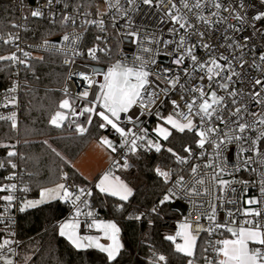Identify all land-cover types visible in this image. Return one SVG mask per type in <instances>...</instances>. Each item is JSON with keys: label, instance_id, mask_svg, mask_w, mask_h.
<instances>
[{"label": "snow or ice", "instance_id": "obj_1", "mask_svg": "<svg viewBox=\"0 0 264 264\" xmlns=\"http://www.w3.org/2000/svg\"><path fill=\"white\" fill-rule=\"evenodd\" d=\"M106 2L109 9L122 10L120 0H114V2L106 0ZM135 3L136 0H128L129 5ZM142 3L149 7L170 5L165 15L174 27L169 31L178 35L179 39L168 40L163 43L173 45V63L178 67L184 65L186 61H191L190 68L182 69L184 82H181V75L173 73L170 68L158 69L157 72H153L151 66L157 61L142 55H136L132 61L117 59L106 69L92 67L90 71H71L69 79L79 81L77 87H81L82 90L72 96L69 90L65 88L63 90L65 98L59 102L57 110L49 119V123L56 128L63 127L65 121H69L75 125V131L83 135L88 132V127L79 123V118L86 117V125L91 126L93 118L96 117L99 118L98 127L100 129L110 128L118 135L119 143L106 136L99 140V146L102 148L107 149L110 153L123 150V155L120 160L109 157L111 164L98 177L94 188L101 195L117 197L123 202H127L133 195V189L115 174V170L129 168V155L134 156L140 151L151 152L153 150L160 153L163 150L170 153L178 164H188L189 158L193 154L191 147L184 148V152L187 153L185 157L178 155L170 147L164 148L161 143V141H167L171 136L170 129H177L180 132L185 130L193 132L198 137L197 147L204 149L206 144H212L216 149L217 157L220 156L223 147L227 144L232 141H242L248 145V148H241V152L248 150L253 152L256 157L264 158V152L260 149V143L264 140V52H261L258 58H253V66L259 69L261 77L251 80V88L248 92L250 100L254 105L261 106V111H250L246 104L240 105L239 98L243 94L232 85L235 83L234 77L240 76V73L235 70L234 62L239 61V67L243 68L246 63L243 59V50L248 47V40L251 37H241L243 43H239L230 36L225 37L227 41L224 46L225 50L239 49V56L233 53L224 55L219 52V48L215 50L217 55H212V45L203 42L205 32L200 31L197 23H193L189 19L188 13L195 16L198 24L207 27L226 21L228 17L223 16L222 12L229 13L233 19L241 24L246 22L245 15H242L235 8L225 7L222 0H178V2L177 0H156L155 4L153 0H142ZM261 3L264 4V0H261ZM52 4L53 0H47L49 7ZM239 7L243 8L244 4L240 3ZM205 10H209L208 15L203 14ZM44 15L45 11L42 7H36L31 11L32 17L39 18ZM124 15L127 13L125 12ZM256 21H264V11L252 16L251 21L248 22L254 32L259 31L256 28ZM69 22L73 25L76 24V20L72 16L65 15L62 17L61 23L67 24ZM85 23L95 25L102 32L106 31L103 19L85 20ZM13 27L17 26L13 25ZM228 27L237 33L242 31V28L236 25L229 24ZM180 30H183V34H180ZM125 35L133 38L132 42L141 44L143 53H153V48L142 46L138 32L130 31ZM192 35H199L200 46L209 53L207 59L196 54V44L189 45L187 43ZM260 35H264V32H260ZM15 39L18 37L4 40V43H10ZM81 39L82 37L76 34L62 36L65 47L56 50L63 51L68 56L65 59L66 64L74 65L75 57L78 56L86 55L91 60H99L98 53L107 55L111 52L107 42L103 41L99 35L96 40L103 42L104 46L95 44L86 52H82L79 47ZM146 42L151 45L156 41L150 38ZM43 47L49 48L47 40L44 41ZM51 48L55 49L56 46L52 45ZM29 55L28 52H23L25 58H28ZM5 60L11 61L13 64L19 63L24 64L25 67H30L27 59H20L15 53L9 56H0V61ZM17 87L18 85H14L9 89V92L15 93ZM177 89L181 93L179 99H170L169 93ZM6 99L7 103L0 106L8 107L16 104L15 96ZM165 100H168L172 106V111L167 115L160 111ZM226 110L228 112L227 118L224 116ZM146 115L155 116L158 121L151 132L143 126L142 118ZM246 115L253 117V119L251 121L245 119ZM5 119L11 121L13 129L17 128L15 112L8 116L0 115V120ZM217 121L225 127L231 125L229 127L231 135L229 132H223L217 125ZM250 131L257 132L254 139L245 135ZM11 147L14 148L15 146L12 145ZM201 154L203 155V153ZM17 155L18 153L14 150L8 151L7 159L0 161V169L9 167L15 170L17 164L12 158ZM57 155L60 154L57 153ZM249 162L255 161L252 157L243 161L245 166ZM204 167L213 168L214 165L208 163ZM155 172L166 183L172 175L170 170H163L160 167H157ZM224 172L223 167H216L210 177L220 193L215 197L216 202H210L209 207L204 212L197 214L195 221L185 217L178 224L175 234L167 235L165 239L174 245L177 253L189 258L187 264H195L197 240L201 232H207L210 237L206 241L203 252L208 253L210 251L213 254L211 257L204 256L206 264H264V174H262L260 182V197L244 200L243 205H247V207H243L239 200L224 199L223 193L231 183L219 178ZM191 173L195 178V184L186 186L183 176H180L176 180L175 186L168 189L159 204L164 205L170 202L177 195V187L190 195L207 194L208 189L206 187L202 191L196 187V185L203 186L206 183L203 175L199 173V165H193ZM17 175L15 171H12L5 177V180L15 181ZM59 181L53 187H42L39 200H24L19 211L23 212L27 208L52 200H59L71 205L72 213L69 218L58 224L59 235L65 237L78 250L96 248L106 253L110 262L116 260L123 248L119 239L121 230L115 221L99 218L93 209L91 204V198L94 195L93 187L76 184L70 178L69 173L63 171L59 175ZM18 191L26 193L29 189L26 186L19 188L15 182L0 183V201L3 202L0 205L3 208V211H0V223L5 222V213L16 204ZM231 191L235 192L236 189L232 188ZM225 203L237 206L232 209H225L226 218L223 222H219L217 219L218 209L223 208ZM123 207V203L117 205L118 210H123ZM151 211L155 213L157 208L154 207ZM241 217L242 219H240ZM135 219L139 220L141 216H136ZM201 219L207 220V227L200 223ZM9 235L14 234L10 233ZM214 235H219L221 238L211 239ZM178 240L180 242H177ZM102 241H106V243ZM14 243L18 242L8 238L0 240V264H15V260L12 258L16 254L12 247ZM149 264H167V257L153 252V258Z\"/></svg>", "mask_w": 264, "mask_h": 264}, {"label": "built area", "instance_id": "obj_2", "mask_svg": "<svg viewBox=\"0 0 264 264\" xmlns=\"http://www.w3.org/2000/svg\"><path fill=\"white\" fill-rule=\"evenodd\" d=\"M102 1L107 9L105 11L93 12L87 9L70 8L66 4V0H53V4L51 7L47 5V0H0V2L11 3L18 10V18L14 22V25H16L17 27H14V29L8 33L0 32V43H4V40H9L12 37H18V39L10 42L13 45L12 53H15L20 59H27L28 63L33 60V58L41 57L44 54H55L61 56L63 58L64 65L68 67V72L65 76L64 83L61 87H59V90L63 93L62 99L65 98L63 91L65 88L69 90V93L72 96H75L79 91L82 90L81 87H77L79 81L69 79V73L71 71H90L94 65H101L106 69L117 59L132 61L136 55L154 58L157 62L151 66L153 72H157L158 69L170 68L172 69L173 73L180 74L181 82H184L185 78L183 77L182 69L185 67L190 68L191 61H186L184 65L178 67L173 63V45H165L163 43L164 41L179 39L178 35L169 31V29L174 27L172 22L168 20L165 15L167 8L170 7V5L165 4L160 7H149L147 5H144L142 3V0H136V3L134 5H129L128 0H120L122 10L117 11L116 8L109 9L106 0ZM110 2H114V0H110ZM153 2L155 4L156 0H153ZM222 2L225 7L235 8L237 11L241 12L242 15H245L246 22L244 24H241L239 21L233 19L227 12H222L221 14L225 17H228V19L226 21L217 23L212 27L198 24L195 16L192 13H188L189 19L193 23H197L198 29L200 31L205 32L203 42L212 45V55H217V52L215 50L219 48V52L223 53L224 55L233 53L239 56V49H228L227 51L225 50L224 46L227 44L225 37L230 36L233 39L237 40L239 43L244 42L241 37H251V39L248 40V47L243 50V59L246 61L243 68L239 67V61L234 62L235 70L240 73V76L234 77L235 83L232 85V87L243 94L242 97L239 98L240 105L246 104L250 111L259 112L261 111V106L254 105V103L248 96V92L251 88V80L257 77H261V72L259 71V69L253 66L252 61L254 57L258 58L259 54L261 52H264V35H260V32H264V21L255 22L256 28L259 30L258 32H254L253 28L249 25L248 22L251 21L252 16L260 11H264V4L261 3V0H222ZM240 3L244 4L243 8L239 7ZM36 7H42L44 9L45 15L43 17L36 18L31 16V11ZM125 12L127 13V15H124ZM203 14L208 15L209 10H205ZM65 15L72 16L76 20V24L73 25L71 24V22L67 24L61 23L68 27L64 32L57 33L44 39H30L27 37V33L30 31V19L61 22L62 17ZM93 19H103L106 31L102 32L95 25H89L85 23V20ZM229 24L241 27L242 31L239 33L234 32L228 27ZM89 28H95L97 30V33L92 37V42H88L87 30ZM130 31L138 32L140 34L142 46L153 48V53H143L141 51V44L132 42L133 38L125 35ZM65 34H76L82 37L79 42L80 51L82 52H86L88 48L93 47L95 44H100V46L103 47V42L96 40V37L99 35L103 38V41L107 42L109 48L111 49V52L107 55L104 53H98L99 60H91L85 55L82 57H75L74 65L66 64L65 59L68 58V56H66L63 51L56 50L63 49L65 47V42L62 41V36ZM180 34H183V30H180ZM150 38L156 42L149 45L146 41ZM45 40L49 42V48L43 47ZM187 43L189 45L196 44V54L198 56L204 57L205 59L208 58L209 53L200 46L199 35H192ZM52 45H55L56 48H51ZM18 49L22 51H19ZM23 52H28L30 54L29 57L25 58L23 56ZM112 57H114V59L109 60ZM12 65L14 68V78L12 83L7 88L0 90V105L7 103L6 98H10L12 96H15L16 104L14 106L9 105L8 107L0 106V115L8 116L12 112L16 113L17 137L11 143L0 142V151L2 149H7V152L10 150L16 151L18 155L16 157H13L12 159L17 164V168L15 170L9 167L0 169V183L15 182L18 184L19 188H23L26 186L29 189L28 185L25 182V171L21 164V140L19 134L22 110L21 96L23 90L26 87H29L30 83L25 72L27 67H25L24 64L19 63H12ZM77 65H79V68H77ZM189 83H192V81H189ZM14 85H18L16 92H9V89H11ZM180 94L181 93L178 89L173 90L169 93V97L170 99H179ZM229 107L231 108V105H229ZM160 111L164 115H167L172 111V106L168 100L164 101L163 105L160 108ZM224 116L225 118H227V110L224 112ZM70 119L72 118L70 117ZM142 119L143 126L148 128L150 132L153 128L156 127V124L158 123L155 116L146 115ZM245 119L251 121L253 117L246 115ZM78 122L81 124H85V126H88L86 125V117H80ZM216 123L223 130V132H229V127H231V125H229V127H225V125L220 124L219 121H217ZM64 125L69 129L75 131V125L69 123V121H65ZM129 127H131V125H129ZM107 130L109 135L115 140V142L119 143L118 135L115 134L114 131L110 128ZM170 130L172 132L174 129ZM229 135H231L230 132ZM245 135L254 139L257 135V132L250 131ZM163 142L164 141H161L162 144ZM12 145H14L15 147L12 148ZM188 147H191L193 153L191 158H189L188 164H178L175 158H173V163L168 167L163 168V170H170L172 172V175L166 184V189L163 196L169 188H173L175 186V182L180 176H183L186 186L195 184V178L191 173V167L193 165H199V173L203 175L206 181L205 185L203 186L196 185L197 189L202 191L203 188L206 187L208 189V193L199 196L190 195L185 190H181L177 187V195L172 198V201L181 204L184 208V212L183 216L176 220V222H181L185 217H189L190 219L195 221L197 218V214L200 212H204L209 207L210 202H216L215 197L220 193L210 179L211 174L216 167H223L225 169V172L219 178L231 182L229 187L226 188L223 193L225 200H239L241 206L247 207V205H243L244 200H247L251 197H260V182L262 179V174H264V158L256 157L253 152L248 150L241 152V148H248V145L246 143L242 141H232L231 143L223 147V150L219 157H217L216 149L212 144H206L204 149H200L199 147H197V144ZM260 149L262 152H264V140H262L260 143ZM151 152L140 151L138 154H147ZM201 153H203V155ZM177 154L180 156H187V153L185 152ZM122 155L123 150L118 151L117 153H115L112 159L120 160ZM134 156L129 155L128 157V162L130 165L129 168H127L126 170H119L123 172L129 170L133 166L132 158ZM248 157H252L255 162H249L247 166H245L243 161ZM208 163H213L214 167L205 168L204 166ZM110 164L111 161L108 163L105 171L109 168ZM12 171H15L18 174L16 180H5V177H7ZM63 172L67 171L63 170ZM73 181L75 182V180ZM75 183L78 184L77 182ZM94 185V183H90V185H88L87 187L94 188ZM232 188L236 189V191L232 192ZM29 192L30 191L26 193L21 191L17 192L18 200L16 204L10 209V211L5 213V222L0 223V240H2L3 238H8L18 242L12 245L16 253L15 256L12 257L15 260V264H19L20 247L23 242L19 237L20 218L21 215L28 209L27 208L25 211L21 212L19 211V208L24 200L30 199ZM2 204L3 202L0 201V205ZM91 204L93 209L97 212L99 218L109 220L108 216L96 204L94 197L91 198ZM201 205L203 206L201 207ZM236 206L237 205L225 203L223 208L218 209V221L223 222L225 220V209H232ZM0 211H3L2 207H0ZM71 213L72 207L71 205H69L67 213H65V215L56 222L57 228L58 224L69 218ZM240 219H242V217ZM200 223L205 227L208 226L207 220L201 219ZM10 233L14 235H9ZM204 234L208 236L207 232H201L199 234V237ZM220 238L221 237L219 235H214L213 237H211V239ZM205 255L211 257L213 254L209 251L208 253H205ZM203 262L206 264L204 259Z\"/></svg>", "mask_w": 264, "mask_h": 264}, {"label": "trees", "instance_id": "obj_3", "mask_svg": "<svg viewBox=\"0 0 264 264\" xmlns=\"http://www.w3.org/2000/svg\"><path fill=\"white\" fill-rule=\"evenodd\" d=\"M66 4L70 8L98 12L102 0H66ZM17 18L18 10L14 5L0 2V32L12 31ZM29 23L27 37L30 39H44L68 28L59 21L30 19ZM87 31L88 42H92L97 30L89 28ZM12 51L11 43H0V56H9ZM41 57L43 59L37 57L29 62L30 67L25 72L30 86L23 90L21 96V164L30 199L38 198L42 187L60 182L59 175L63 170L81 186L90 185L91 181L85 179L73 163L92 141L108 132L98 127L100 121L96 117L93 118V124L87 126L88 132L83 135L65 125L56 128L49 123L50 116L63 98L59 87L64 83L68 67L64 65L61 56L44 54ZM13 78L12 62L0 61V90L7 88ZM16 137V128L11 127V121H0V142L11 143ZM197 139L193 132L174 129L163 145L176 153H184V148L195 145ZM6 153L7 149L0 151V161L7 159ZM173 158L163 150L160 153L153 151L135 155L132 158L133 166L122 172V179L133 188V195L127 202L101 195L93 188L96 204L121 227L123 248L116 260L110 262L107 254L96 248L78 250L59 235L56 222L69 209L68 204L59 200L28 208L21 215L19 237L23 242L19 260L22 264H149L155 252L165 255L167 264H187L189 258L177 253L174 245L165 239L167 235H174V222L183 216V212L172 200L164 205L159 204L167 183L156 174L155 169L168 167L173 163ZM121 203L124 204L123 210H118L117 205ZM154 207L157 208L155 213L151 211ZM136 216H141V219H135ZM208 240L206 234L198 238L195 261H203V248ZM28 256L30 259H27Z\"/></svg>", "mask_w": 264, "mask_h": 264}, {"label": "rangeland", "instance_id": "obj_4", "mask_svg": "<svg viewBox=\"0 0 264 264\" xmlns=\"http://www.w3.org/2000/svg\"><path fill=\"white\" fill-rule=\"evenodd\" d=\"M106 9L107 8L102 1L101 8H100L99 12L105 11ZM175 130H177V129H175ZM105 136L115 142V140L109 135V133L105 132L98 139L92 141L90 143V145L87 147V149L73 163V166L77 169V171L79 173H81L84 177L89 179V181H91V184L92 183L95 184L97 182L98 177L103 174L107 164L111 161L109 157L111 156V158H113L115 155V153H110L107 149L99 146L100 138L105 137ZM122 172L123 171L118 169L115 171V174L120 176L122 179ZM53 186L54 185L49 186V187H53ZM128 186L130 188H132L129 184H128ZM39 199H40V195L38 198H31L29 200L35 201V200H39ZM39 205H41V204H39ZM30 208H32V207H30ZM109 220H112V219H109ZM112 221H115V220H112ZM179 223L180 222H174L175 228H176L175 230H177ZM116 224L118 225V227L121 230V227L119 226V224L117 222H116ZM174 234H175V232H174ZM119 239H120V242L122 243L121 231H120ZM102 242L106 243V241H102ZM29 257L30 256H28L27 259ZM19 264H22V261L19 260ZM195 264H205V263L201 260H198V261H195Z\"/></svg>", "mask_w": 264, "mask_h": 264}, {"label": "water", "instance_id": "obj_5", "mask_svg": "<svg viewBox=\"0 0 264 264\" xmlns=\"http://www.w3.org/2000/svg\"><path fill=\"white\" fill-rule=\"evenodd\" d=\"M129 40V39H128ZM93 67L97 68V69H105L104 66H101V65H94ZM179 204V203H178ZM182 212H184V208L181 204L177 205L175 204Z\"/></svg>", "mask_w": 264, "mask_h": 264}, {"label": "crops", "instance_id": "obj_6", "mask_svg": "<svg viewBox=\"0 0 264 264\" xmlns=\"http://www.w3.org/2000/svg\"><path fill=\"white\" fill-rule=\"evenodd\" d=\"M108 165V164H107ZM107 167V166H106ZM81 174V173H80ZM82 175V174H81ZM83 176V175H82ZM84 177V176H83ZM86 178V177H85ZM87 179V178H86ZM87 180H89V179H87ZM175 204H177V205H179L178 203H175ZM176 229V228H175ZM176 231V230H175ZM177 242H180L179 240L177 241Z\"/></svg>", "mask_w": 264, "mask_h": 264}]
</instances>
